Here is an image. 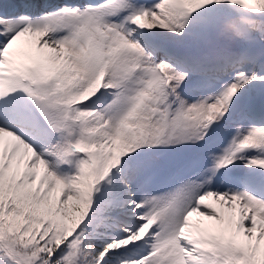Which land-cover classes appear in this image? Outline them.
Returning <instances> with one entry per match:
<instances>
[{
	"label": "snow or ice",
	"instance_id": "snow-or-ice-1",
	"mask_svg": "<svg viewBox=\"0 0 264 264\" xmlns=\"http://www.w3.org/2000/svg\"><path fill=\"white\" fill-rule=\"evenodd\" d=\"M0 264H264V0H0Z\"/></svg>",
	"mask_w": 264,
	"mask_h": 264
}]
</instances>
